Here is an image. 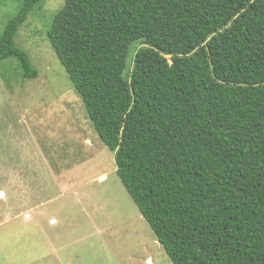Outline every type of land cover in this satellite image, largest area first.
<instances>
[{
  "label": "trees",
  "instance_id": "trees-1",
  "mask_svg": "<svg viewBox=\"0 0 264 264\" xmlns=\"http://www.w3.org/2000/svg\"><path fill=\"white\" fill-rule=\"evenodd\" d=\"M41 2L0 38L24 79ZM46 35L172 263L264 264V0H66Z\"/></svg>",
  "mask_w": 264,
  "mask_h": 264
},
{
  "label": "rangeland",
  "instance_id": "rangeland-1",
  "mask_svg": "<svg viewBox=\"0 0 264 264\" xmlns=\"http://www.w3.org/2000/svg\"><path fill=\"white\" fill-rule=\"evenodd\" d=\"M23 1L0 0V38ZM65 1L42 0L16 39L38 78L0 62V264H173L47 40Z\"/></svg>",
  "mask_w": 264,
  "mask_h": 264
},
{
  "label": "crops",
  "instance_id": "crops-1",
  "mask_svg": "<svg viewBox=\"0 0 264 264\" xmlns=\"http://www.w3.org/2000/svg\"><path fill=\"white\" fill-rule=\"evenodd\" d=\"M100 178H101V177H100ZM51 222H52V223H55V221H54V220H51Z\"/></svg>",
  "mask_w": 264,
  "mask_h": 264
},
{
  "label": "bare ground",
  "instance_id": "bare-ground-1",
  "mask_svg": "<svg viewBox=\"0 0 264 264\" xmlns=\"http://www.w3.org/2000/svg\"><path fill=\"white\" fill-rule=\"evenodd\" d=\"M151 262V259H149V263Z\"/></svg>",
  "mask_w": 264,
  "mask_h": 264
}]
</instances>
